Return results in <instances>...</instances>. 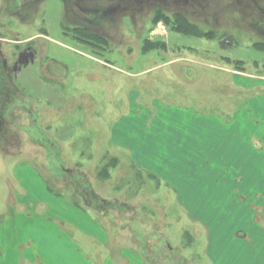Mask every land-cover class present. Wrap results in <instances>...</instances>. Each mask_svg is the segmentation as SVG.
Returning <instances> with one entry per match:
<instances>
[{"label":"rangeland","instance_id":"obj_1","mask_svg":"<svg viewBox=\"0 0 264 264\" xmlns=\"http://www.w3.org/2000/svg\"><path fill=\"white\" fill-rule=\"evenodd\" d=\"M68 3L0 0L7 66L12 40L39 51L0 107V264H264V222L247 229L236 206L258 160L264 194V131L233 139L241 117L264 124V0ZM177 13L203 36L175 31ZM41 184L97 231L54 214ZM219 191L236 204L226 214Z\"/></svg>","mask_w":264,"mask_h":264},{"label":"crops","instance_id":"obj_2","mask_svg":"<svg viewBox=\"0 0 264 264\" xmlns=\"http://www.w3.org/2000/svg\"><path fill=\"white\" fill-rule=\"evenodd\" d=\"M257 78L264 79V76H261V78L257 76ZM250 115H254L253 111L251 112ZM4 116H5V114H2V115L0 114V117H1L0 118V121H1V123H0L1 124L0 125V132L2 131L3 124H4V121H5ZM180 116H181V113L178 112L177 113V118L175 120L178 123L177 126H176V130L177 129H179L181 131L184 130L183 132H185V130L191 131V129H193V128H192V124L188 121L189 120V115L188 114H182L183 120H180ZM243 118L244 117L239 118L240 121H239V119L237 120L238 127L234 131V132L237 133V135H236V138L233 137V139L237 140V143L240 144V145L241 144H250L252 142V138H255L254 136L245 138V134L244 133H253L254 134V133H257V132H260V131H264V130H261L260 127H259V126L264 125V124H261L260 120H257V122L255 124H253L254 123V120H253V123H251V122L249 123L248 122L249 125H245ZM256 118L259 119L260 117H256ZM227 123L229 124L230 121H228ZM146 124H147V122H146ZM178 126H180L183 129H180V127H178ZM205 126L206 127L204 128V132H206L207 129L210 132L212 131V130H210L209 127H207V125H205ZM196 129H197V127H196ZM223 132L227 133L228 131L225 130ZM225 136H226L225 137V143L227 144L229 136L228 135H225ZM204 138H205V135L203 134V139ZM222 146H224V145H222ZM224 148L226 149V146ZM215 153L217 154V151H215ZM238 158H236V159H238ZM259 161H261V160H258L257 162H253V164H252L253 172L252 173H250V172H248L246 174L242 173L245 176L249 175L250 178L248 180H244V176H242V178H241V180L244 181L245 183L242 185V187L244 188V189H242V191H240L239 189L237 190L238 191V196H239V199L236 198V204L237 205L234 204L235 202H233V200H229V195H227V191H219V194L215 195V196H217V198L219 200L218 204H222V206L220 207V210L223 209L225 211L223 214L227 213V211H228L227 204L231 203V204L236 205L237 208H239L241 210L243 215L246 214V216L249 217L250 225H249V228H247V229H251L254 226V224L258 225V226H261V222H264V217L263 218L260 217V214L264 213V202H263V204H260L259 201H258V198L260 196H262V194H263L261 192L262 191V188H261L262 173H258L257 172V168H256V166L260 165ZM235 164L243 166V164H239V160L236 161ZM255 168H256V170H255ZM30 174H32V173H29V175ZM41 187H42V191L44 193H46L50 197V198H48V201H46V203L48 204V207H49V209L52 212H54V211L57 212V213H54V214L63 216L65 218V220H67L66 222L74 223V224H76L78 222L83 228L82 232L84 233V236L85 235H93L95 233V231H97L95 229V227H91L90 228V227H86L84 225L86 223L88 225H93V226H98V225H101V224H99L96 220H94V218L93 219L90 218L91 220L88 221L87 218L85 217V214H84L85 213L84 212V208L81 207L78 203H75L74 201L72 202V201H68V200H63V199H61L59 197L51 196L50 194H48L46 192L45 188L43 189V185L42 184H41ZM34 190L37 191L36 187L34 188ZM250 193H252V195ZM251 196H254V197L249 200L248 198L251 197ZM57 199H59V201ZM234 205H231V207H234ZM239 205H241V206H239ZM53 207H56V209H54ZM255 221H256V223H255ZM103 227H105V226L103 225ZM208 228L210 229V231H208L209 232V237H210V243H209V246H210V244L216 238L215 223L214 224H208ZM84 229L85 230L88 229V232L84 231ZM240 232L244 233V231H241V230L237 231L236 232L237 239H244V238L249 239L252 244L244 243V245L252 246L251 251L252 252L255 251V249H256V245L255 244L256 243H255L254 238H250V234L248 232H245L244 233L245 234L244 237H241V233ZM249 240H247V241H249ZM120 253L122 254V257H124L125 259H127V260L128 259L129 260L132 259L128 249L124 248L123 250H121ZM113 258L114 257H113V253H112V260H113Z\"/></svg>","mask_w":264,"mask_h":264},{"label":"flooded vegetation","instance_id":"obj_3","mask_svg":"<svg viewBox=\"0 0 264 264\" xmlns=\"http://www.w3.org/2000/svg\"><path fill=\"white\" fill-rule=\"evenodd\" d=\"M63 1H65L66 4L68 3V0L67 1L63 0ZM70 1H71L70 5L75 4V5H78V6L82 5L85 2V0H70ZM122 1H125V0H122ZM140 1L143 2V0H140ZM261 1L262 0H254L255 6L259 5L257 3L261 2ZM119 4H122L121 1L119 2ZM142 5H143V3H142ZM78 8L82 9L81 6H79ZM95 10L97 12L96 15L97 16H101V11L98 8H96ZM258 10L261 12V9H258ZM68 12H70L69 9H68ZM158 13L159 12L157 11V15H158ZM257 21L259 23V25L257 26L258 28L261 27V26L264 27V20H261L260 18H258ZM94 36H96V34ZM34 38L35 37L28 38L27 43L22 45V46H20L19 43L24 42V41L12 40L13 42L18 44V45H16V49H17L16 50V55H15L16 58L14 59V61L12 63V66H7L8 65V61L6 59H4V56L0 55V107H2V113L7 112L8 109H9V107H6V109H5V107L2 104V101L3 100L10 101V97L9 96H10L12 91H15V87H14L15 84H13V83H15L14 82L15 80L13 78L14 75L15 76L18 75V73L21 72V70L24 67H27L29 64L35 62L36 57H37V55L39 53V51L37 49V45L35 43L36 42V38L35 39ZM224 42H226V41H224ZM8 67H11V68H8ZM28 111H31V109L30 110L28 109ZM0 123H1V121H0Z\"/></svg>","mask_w":264,"mask_h":264},{"label":"trees","instance_id":"obj_4","mask_svg":"<svg viewBox=\"0 0 264 264\" xmlns=\"http://www.w3.org/2000/svg\"><path fill=\"white\" fill-rule=\"evenodd\" d=\"M157 19H159V18H156V20ZM188 20L189 19L185 15L177 13L175 16V19L173 20V24L171 23L173 29H175V31H178V32H186V33H191L194 35L203 36V35H201L200 32H198L197 26H195L194 23H190ZM205 35L210 36L211 33L205 34ZM258 45L262 46L264 44L258 43ZM104 203H105V201H104Z\"/></svg>","mask_w":264,"mask_h":264}]
</instances>
